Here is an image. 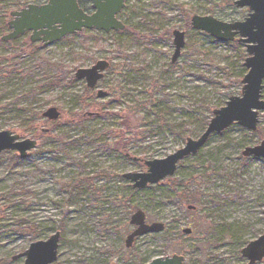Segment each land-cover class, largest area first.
<instances>
[{"label": "rangeland", "instance_id": "rangeland-1", "mask_svg": "<svg viewBox=\"0 0 264 264\" xmlns=\"http://www.w3.org/2000/svg\"><path fill=\"white\" fill-rule=\"evenodd\" d=\"M45 1L0 0V37L10 11ZM234 1L125 0L123 31L82 30L49 46L30 43V32L0 40V131L36 140L24 159L0 152V264H23L13 257L55 231L52 264H142L166 246L185 264L246 263L240 249L264 232V158L243 150L264 140V109L255 131L232 124L212 133L157 184L135 189L123 177L197 138L214 109L241 95L245 43L209 39L190 25L195 14L243 20L249 10ZM174 29L185 43L171 62ZM99 59L109 68L88 88L74 73ZM49 107L57 119L42 116ZM191 176L196 184L182 186ZM136 209L165 228L126 247Z\"/></svg>", "mask_w": 264, "mask_h": 264}, {"label": "water", "instance_id": "water-1", "mask_svg": "<svg viewBox=\"0 0 264 264\" xmlns=\"http://www.w3.org/2000/svg\"><path fill=\"white\" fill-rule=\"evenodd\" d=\"M89 1L94 10L90 14L78 6V0H47L44 4H28L19 10H13L10 12L12 18L7 22L10 31L1 39L14 40L24 32L31 31V42L41 41L44 46H49L65 35L84 28L104 32L125 28L123 22L116 17L125 5L124 0ZM234 4L237 7H248L249 12L243 20L226 22L211 15L195 14L191 17L190 24L193 29L203 31L218 41H232L238 36V41L245 43L247 57L243 65L247 72L241 79V95L230 96L224 106L214 109L205 130L197 138L187 137L181 148L164 158L145 160V171L124 173L123 177L131 182L133 188L142 189L173 175L180 160L196 154L212 133L222 132L233 123L250 131L256 130L258 113L264 109V0H236ZM172 35L174 51L171 61L175 62L184 47L185 33L174 29ZM108 67V61L99 59L90 67L78 68L74 75L77 79H84L88 88H94ZM106 94L105 91H97V97H104ZM42 115L55 120L59 111L55 107H49ZM35 147V139L20 138L10 130L0 131V152L14 150L20 158H25ZM243 154L264 158V140L257 145L245 147ZM129 223L134 229L125 237L126 247H130L136 237L162 232L165 227L159 221L147 222L142 209H136L131 214ZM182 231L189 234L191 229L186 227ZM59 237L60 232L55 231L46 240L31 242L25 251L13 258L24 257L23 264H51L58 257ZM240 253L247 260L245 264L261 263L264 259V232L246 243ZM183 261V255L172 254L156 256L143 264H182Z\"/></svg>", "mask_w": 264, "mask_h": 264}, {"label": "trees", "instance_id": "trees-1", "mask_svg": "<svg viewBox=\"0 0 264 264\" xmlns=\"http://www.w3.org/2000/svg\"><path fill=\"white\" fill-rule=\"evenodd\" d=\"M3 29H4V27H3ZM100 32V31H99ZM116 32V31H115ZM114 32V34H116ZM209 37V36H208ZM95 38H97V37H95ZM213 38V37H212ZM209 39H211V36L209 37ZM234 43H236V42H234ZM32 119L33 120V118L32 117H29V118H27V117H25V119H24V122H31L30 120ZM29 120V121H28ZM26 122V123H27ZM32 123H33V121H32ZM32 123H27V124H29V125H31ZM204 124H205V121H204ZM119 146H121V147H119ZM117 147H119V150H124V146H122L121 144H118V146ZM14 159H18V157H15ZM196 178L197 177H195V176H191V177H189L188 178V180H186V181H181L182 183V186H184V187H187V183H189V184H196ZM149 186V185H148ZM185 197V198H184ZM184 197H182L181 199H183L185 202H190L191 200L188 198V197H186L185 195H184ZM171 249V246H166L165 247V249L163 250V253H164V255H166L167 253H168V251ZM180 250L181 251H184V246H180ZM185 252V251H184ZM141 263H144V260L141 262ZM183 264H185V262L183 263Z\"/></svg>", "mask_w": 264, "mask_h": 264}, {"label": "flooded vegetation", "instance_id": "flooded-vegetation-1", "mask_svg": "<svg viewBox=\"0 0 264 264\" xmlns=\"http://www.w3.org/2000/svg\"><path fill=\"white\" fill-rule=\"evenodd\" d=\"M78 5L80 6V8H82V10L85 13H88L89 14V13L93 12V9L91 7V2L89 0H78ZM29 36H30V34H29ZM0 40H1V38H0Z\"/></svg>", "mask_w": 264, "mask_h": 264}]
</instances>
